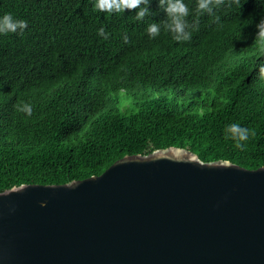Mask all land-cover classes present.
<instances>
[{
    "label": "trees",
    "instance_id": "obj_1",
    "mask_svg": "<svg viewBox=\"0 0 264 264\" xmlns=\"http://www.w3.org/2000/svg\"><path fill=\"white\" fill-rule=\"evenodd\" d=\"M183 2L191 38L178 42L158 0L142 21L137 10L93 11L95 0H0V17L28 24L0 35V191L83 179L171 146L264 166V49L253 42L264 0H226L212 14ZM153 22L160 34L150 39ZM232 123L255 131L244 150L224 139Z\"/></svg>",
    "mask_w": 264,
    "mask_h": 264
},
{
    "label": "water",
    "instance_id": "obj_2",
    "mask_svg": "<svg viewBox=\"0 0 264 264\" xmlns=\"http://www.w3.org/2000/svg\"><path fill=\"white\" fill-rule=\"evenodd\" d=\"M0 264H264V166L171 146L5 189Z\"/></svg>",
    "mask_w": 264,
    "mask_h": 264
},
{
    "label": "clouds",
    "instance_id": "obj_3",
    "mask_svg": "<svg viewBox=\"0 0 264 264\" xmlns=\"http://www.w3.org/2000/svg\"><path fill=\"white\" fill-rule=\"evenodd\" d=\"M226 0H197L196 12L198 14H212L214 8L224 5ZM232 0H229L228 6H231ZM151 0H95L93 11L103 13H125V10H137L135 14L136 20H143L146 16L153 15L149 8ZM239 4V0H235ZM143 5V7H142ZM158 8L166 13V20L163 22L165 31L172 33L173 39L182 42L191 38V33L188 31L192 27L186 17L189 15V9L183 0H158ZM219 20V17H216ZM259 23L256 25L253 33V42L255 41L262 49H264V12L258 18ZM28 24L26 20L15 19L11 13H6L0 17V35L19 34L23 35ZM161 24L157 22L150 23L146 32L150 39H154L160 34ZM98 35L105 40L108 39V34L104 28L98 30ZM125 42H128L127 36L124 37ZM259 79L264 81V63L258 66ZM18 112L25 113L31 116L32 107L28 103H18L15 106ZM255 135V131L242 127L238 123L228 125L224 130V139L234 141V147L239 150H244L245 144L249 136ZM9 193H5L7 195Z\"/></svg>",
    "mask_w": 264,
    "mask_h": 264
}]
</instances>
